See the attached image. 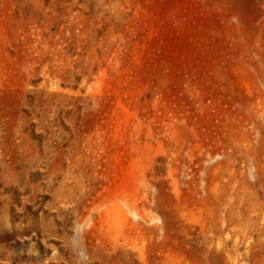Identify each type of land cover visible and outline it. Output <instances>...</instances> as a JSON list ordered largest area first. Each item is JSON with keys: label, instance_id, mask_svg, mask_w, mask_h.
Segmentation results:
<instances>
[{"label": "rangeland", "instance_id": "rangeland-1", "mask_svg": "<svg viewBox=\"0 0 264 264\" xmlns=\"http://www.w3.org/2000/svg\"><path fill=\"white\" fill-rule=\"evenodd\" d=\"M0 264H264V0H0Z\"/></svg>", "mask_w": 264, "mask_h": 264}]
</instances>
